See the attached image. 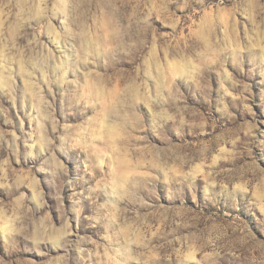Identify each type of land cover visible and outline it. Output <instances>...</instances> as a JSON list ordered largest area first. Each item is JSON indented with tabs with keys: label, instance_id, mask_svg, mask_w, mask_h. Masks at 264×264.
<instances>
[{
	"label": "rangeland",
	"instance_id": "rangeland-1",
	"mask_svg": "<svg viewBox=\"0 0 264 264\" xmlns=\"http://www.w3.org/2000/svg\"><path fill=\"white\" fill-rule=\"evenodd\" d=\"M0 264H264V0H0Z\"/></svg>",
	"mask_w": 264,
	"mask_h": 264
}]
</instances>
